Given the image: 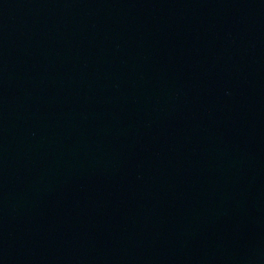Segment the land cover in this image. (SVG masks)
Returning <instances> with one entry per match:
<instances>
[{
    "label": "water",
    "instance_id": "obj_1",
    "mask_svg": "<svg viewBox=\"0 0 264 264\" xmlns=\"http://www.w3.org/2000/svg\"><path fill=\"white\" fill-rule=\"evenodd\" d=\"M0 264H264V0H0Z\"/></svg>",
    "mask_w": 264,
    "mask_h": 264
}]
</instances>
